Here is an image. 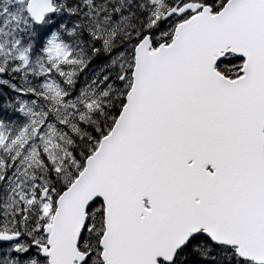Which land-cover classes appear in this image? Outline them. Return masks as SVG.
I'll return each mask as SVG.
<instances>
[{"label":"snow or ice","instance_id":"snow-or-ice-1","mask_svg":"<svg viewBox=\"0 0 264 264\" xmlns=\"http://www.w3.org/2000/svg\"><path fill=\"white\" fill-rule=\"evenodd\" d=\"M0 264H264V0H0Z\"/></svg>","mask_w":264,"mask_h":264}]
</instances>
